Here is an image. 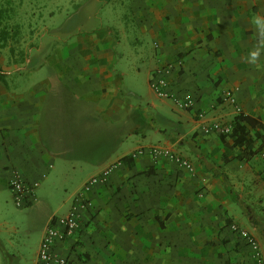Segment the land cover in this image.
Here are the masks:
<instances>
[{"label": "crops", "instance_id": "obj_1", "mask_svg": "<svg viewBox=\"0 0 264 264\" xmlns=\"http://www.w3.org/2000/svg\"><path fill=\"white\" fill-rule=\"evenodd\" d=\"M76 7L85 20L78 34L69 32L75 39L60 61L29 68L26 58L13 72L33 70L31 77L12 88L4 79L10 71L0 69V194H12L17 175L37 183L28 206L47 208L26 246L13 243L16 227L0 223V264H36L52 217L66 214L84 183L119 159L87 193L77 233L54 244L67 264H254L231 224L255 237L264 263V0H80ZM157 73L169 92L193 99L191 109L155 94L149 81ZM239 114L254 119L247 145L202 130ZM153 145L170 147L193 172L165 158H131Z\"/></svg>", "mask_w": 264, "mask_h": 264}, {"label": "rangeland", "instance_id": "obj_2", "mask_svg": "<svg viewBox=\"0 0 264 264\" xmlns=\"http://www.w3.org/2000/svg\"><path fill=\"white\" fill-rule=\"evenodd\" d=\"M79 1L0 0V69L10 71L4 76L9 88L16 79L20 83L31 77L33 70L22 75L13 72V68L26 58L31 68L45 61H60L66 56L62 51L65 52L75 39L69 32L77 33V27L85 20L84 12L77 11ZM59 200L60 195L52 199L55 203ZM0 205V223L16 227L18 231L11 235L13 243L26 246L33 238V231L45 219L46 206L17 207L9 189L1 192ZM7 264H17V261L7 260Z\"/></svg>", "mask_w": 264, "mask_h": 264}, {"label": "built area", "instance_id": "obj_3", "mask_svg": "<svg viewBox=\"0 0 264 264\" xmlns=\"http://www.w3.org/2000/svg\"><path fill=\"white\" fill-rule=\"evenodd\" d=\"M149 85L158 97L172 99L174 104L180 109H191L194 105V101L189 95L184 94L178 96L169 92L168 83L161 74L157 73L152 75ZM225 98L230 103L234 102V97L229 91L225 93ZM202 130L205 133L216 130L221 135H228L231 131V125L215 123L202 127ZM140 155H149L152 159L165 158L185 171L189 173L193 172L192 164L167 146L153 145L138 148L131 154V158ZM260 157L263 162L262 176L264 179V152H261ZM121 162L122 160L119 159L105 167L98 175L89 178L84 183L80 193L75 197L69 211L64 215L52 217L40 241L36 264H52L53 262L57 264H67V258L58 257L54 254L53 248L55 242L69 239L77 233L81 224V214L90 206L87 193L94 185L105 183L113 170L118 168ZM36 184L37 183H26L17 175L10 180L9 188L12 192L13 201L17 207L28 206L34 200ZM230 229L237 233L239 237L243 238L250 247L253 263L264 264L261 249L255 237L236 224H231Z\"/></svg>", "mask_w": 264, "mask_h": 264}, {"label": "trees", "instance_id": "obj_4", "mask_svg": "<svg viewBox=\"0 0 264 264\" xmlns=\"http://www.w3.org/2000/svg\"><path fill=\"white\" fill-rule=\"evenodd\" d=\"M3 74L0 72V80L2 78ZM254 119L246 116L239 114L235 116L233 119L231 125V131L228 134L230 138H232L234 144L238 145H243V144H248L250 139H249V134H248V128L247 125L252 127L254 126Z\"/></svg>", "mask_w": 264, "mask_h": 264}]
</instances>
